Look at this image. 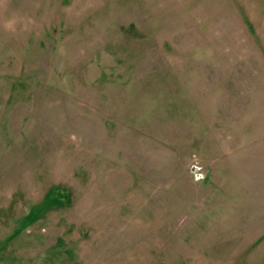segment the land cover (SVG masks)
<instances>
[{"label":"rangeland","instance_id":"obj_1","mask_svg":"<svg viewBox=\"0 0 264 264\" xmlns=\"http://www.w3.org/2000/svg\"><path fill=\"white\" fill-rule=\"evenodd\" d=\"M0 264H264V0H0Z\"/></svg>","mask_w":264,"mask_h":264}]
</instances>
